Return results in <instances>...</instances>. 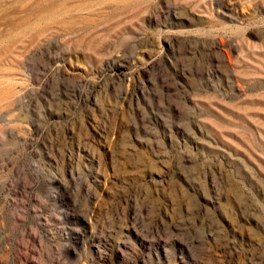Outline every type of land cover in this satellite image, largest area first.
<instances>
[{
	"label": "rangeland",
	"instance_id": "374dc122",
	"mask_svg": "<svg viewBox=\"0 0 264 264\" xmlns=\"http://www.w3.org/2000/svg\"><path fill=\"white\" fill-rule=\"evenodd\" d=\"M0 264H264V0H0Z\"/></svg>",
	"mask_w": 264,
	"mask_h": 264
}]
</instances>
